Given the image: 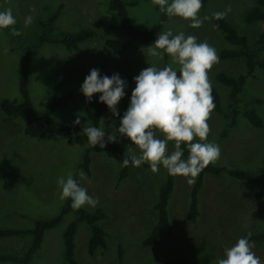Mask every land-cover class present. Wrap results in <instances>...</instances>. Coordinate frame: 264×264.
Listing matches in <instances>:
<instances>
[{"label":"rangeland","instance_id":"obj_1","mask_svg":"<svg viewBox=\"0 0 264 264\" xmlns=\"http://www.w3.org/2000/svg\"><path fill=\"white\" fill-rule=\"evenodd\" d=\"M110 0H0V10L11 8L16 17L22 39H28L39 31L40 21L48 13L57 11L54 22L59 31L75 32L87 30L91 37L80 43L77 50H67L61 44L43 43L35 47L31 54L29 95L35 111L43 113L49 106L55 84H59L58 94H71L69 101L52 111V117L82 132V127L91 125L84 113L83 94L80 92L81 77L92 68L111 76L118 73L127 81L125 96L117 108L120 115L130 102L131 91L135 87L133 77L148 66L160 68L171 62L170 56L163 58L147 54L149 45L134 41L124 51L113 54L106 44L112 38L119 42L128 40L119 27L117 13L109 9ZM129 19L135 27L148 28L154 24L160 12L153 0H124ZM256 4V0H208L201 7V17L217 11H224L230 5L231 12L225 18L253 43L262 29L261 22L247 23L245 14ZM31 15L33 22L25 27L24 18ZM190 21L179 17L168 18L160 33L171 29L173 34L183 31L194 35L197 42L207 41L216 49H236L237 46L224 40L221 32L211 23L204 21L199 28L189 26ZM162 51V50H161ZM22 51L17 47L9 27L0 29V99L9 98L14 103L22 100L18 86V68ZM264 57V50L259 52ZM174 67H179L174 65ZM242 58L219 60L208 70V78L220 95L222 106L227 105V88L215 80L219 71L232 75L244 72ZM260 69L254 78H248L239 95L240 99L250 96H264V78ZM256 109L264 119V104ZM79 117L81 124L73 126ZM120 116H113L109 109L100 117L98 127L104 128L105 136L114 135L116 122ZM209 135L207 141L220 146L221 153L217 165L243 168L255 177L264 174V125L256 128L244 118H240L236 127L225 138H220V131L225 120L212 110L207 121ZM25 122L20 117H11L0 111V228L31 229L40 218L57 215L67 199L59 198L57 178L67 177L69 172L79 180L87 193L97 197L107 216L100 221L105 230L106 246L94 253L87 251L90 235L89 226L79 223L75 236V258L84 264H155L166 257L186 255L197 261L216 263L223 257L224 249L232 246L246 232H264V198L256 201L253 194L260 188V183L238 181L227 175H206L199 195L200 216L195 223L186 220L191 177L175 176V185L168 203V213L173 226L171 238L162 237L152 246H145L142 240L151 230L156 212L158 190L165 178L166 169L160 166L153 173L150 168L131 167L129 175L118 182L120 162L107 156L99 146L91 151L89 174L80 167L84 150L83 145L66 141L61 136L52 134L46 137H31L24 133ZM157 135H160L157 133ZM162 138V137H161ZM121 148L127 151L133 146L131 141L119 135ZM199 137H194V142ZM168 152L174 151V142L167 145ZM83 171L88 179H80ZM195 179V178H192ZM90 181V182H89ZM75 218L73 212L65 214L62 221L45 231L41 247L37 249L30 264H62V234ZM32 240L31 234L10 236L0 239V252L22 254ZM253 251L264 264V242L254 241ZM118 245L122 255H118ZM0 264H17L5 262Z\"/></svg>","mask_w":264,"mask_h":264},{"label":"trees","instance_id":"obj_2","mask_svg":"<svg viewBox=\"0 0 264 264\" xmlns=\"http://www.w3.org/2000/svg\"><path fill=\"white\" fill-rule=\"evenodd\" d=\"M208 0H202V6ZM109 9L117 13L119 17V27L125 32L128 37L126 42H119L115 39H106V44L111 48L113 54H118L124 51L134 41H139L144 45H151L156 36L160 34L161 28L166 24L168 17L165 13H161L158 20L148 28H138L132 25L128 10L124 0H110ZM159 9V6H157ZM57 11L47 14L44 20L40 21V28L37 33L28 39H22L18 23L9 26L10 34L15 41L18 48L21 49L22 55L18 68V86L22 97L19 103L12 102L9 98L0 99V111L5 115L11 117H20L24 120V133L31 137H46L48 135L56 134L61 136L66 141L75 142L77 144L89 143L87 137L68 124L58 121L52 117V111L61 105L66 104L71 98V94H58L59 84H55L50 97L48 108L41 114H38L33 106V102L29 95V81L31 69V54L35 47L43 44H61L67 50H77L81 42L88 40L92 33L87 30L67 32L59 31L55 27V20L57 18ZM212 14H208L211 16ZM211 23L221 32L225 41L229 44L237 46L236 49L223 48L217 53L219 60H230L242 58L244 61L245 70L238 75H232L224 71H219L215 75V80L227 88V105L222 106L221 95L217 87L212 85V95L216 107L214 112L220 115L225 120V126L220 131L219 137L225 138L231 129L237 126L240 118H244L250 125L256 128L263 127L264 119L258 113L256 106L264 104V96H250L246 99H240L239 95L242 93L248 78L255 77V71L260 69V73L264 78V57H259V52L264 50V0H256L255 6L250 9L244 16V21L252 23L255 21L261 22L262 29L253 43H249L244 35L239 34L235 27L224 17L222 19H210ZM167 57V54H164ZM166 65L164 63L160 68ZM89 72H85L81 81L83 82L85 76ZM101 75H104L101 73ZM99 93L93 94L91 101H87L83 95L84 113L90 120L92 126L98 127L100 117L107 106L104 103L98 102ZM127 106L124 108V111ZM123 111V112H124ZM123 113L120 115L122 116ZM120 117L116 122V129L119 127ZM115 141H108L105 136V147L102 148L107 156L116 158L120 164L123 158L130 156L120 146L118 138L119 134L115 133ZM174 142V141H173ZM175 143V142H174ZM99 145L92 147L90 144L85 148L82 163L80 167L89 174V165L91 162V151L96 149ZM183 147V143H182ZM188 151L184 150L183 158H187ZM142 167L149 168L147 163L142 164ZM131 163L128 166H120L118 171L117 181L124 180L130 173ZM227 175L228 177L245 182L260 183V188L254 192L253 198L256 201H261L264 198V174L255 177L251 172L243 168L226 167L217 165L214 162L209 163L202 172L195 177L189 190L188 206L186 209V220L189 223H195L200 216V201L199 195L204 185V178L206 175L220 176ZM76 179V178H75ZM175 185V176L169 175L166 171L165 178L158 190L157 201L154 205L156 212V220L147 234L142 240L145 246H152L157 243L162 237L171 238L174 235L173 226L168 213V203ZM71 200L68 198L64 203L60 212L50 218H40L35 220L34 226L31 229H15V228H0V239L10 236L31 234L32 240L25 248L22 254H12L7 252H0V263L15 262L17 264H30L32 257L37 249L41 247L44 233L46 230L58 225L65 214L73 212L75 218L68 224L67 228L62 234V264H84L75 258V236L77 233L79 223H85L89 226L90 235L87 242V251L89 254L94 253L98 248L106 246L105 230L100 225V221L104 219L107 214L101 207L94 210H88L83 207L76 210L70 206ZM251 233V241L264 242V232H246L243 236ZM118 255H122V247L118 245ZM155 264H216L210 261H197L188 258L186 255H178L174 257H166L162 261Z\"/></svg>","mask_w":264,"mask_h":264},{"label":"clouds","instance_id":"obj_3","mask_svg":"<svg viewBox=\"0 0 264 264\" xmlns=\"http://www.w3.org/2000/svg\"><path fill=\"white\" fill-rule=\"evenodd\" d=\"M153 3L170 19L179 17L190 21L192 28H199L210 19H222L232 10L228 5L224 11L201 17L202 0H153ZM32 22L31 15L24 18L25 27ZM16 23L11 8L0 10V29ZM145 49L148 55L161 59L166 53L171 62L163 68L148 66L133 77L135 87L122 116L117 105L125 96L128 83L118 73L101 75L98 68H92L79 90L87 101L92 100L93 94L99 93L98 102L104 103L113 116H120L116 133L128 138L139 150L135 153L133 146L128 148L127 151L134 154L123 158L122 166L131 163L134 167H140L147 163L153 173L163 166L169 175L191 177L187 182L192 184L195 182L192 178L217 160L221 153L217 143L201 142L207 141L210 131L207 121L216 107L208 70L218 62L219 57L216 49L207 41L197 42L196 36L186 35L183 31L173 34L171 29L157 35L151 45L142 49L143 52ZM80 124L77 117L73 126ZM82 133L92 147H105L104 128L86 124L82 127ZM194 137H199V141L194 142ZM107 139L115 141L116 136L108 135ZM170 141L175 142V150L169 153L167 145ZM185 149L188 151L186 159L183 158ZM78 175L80 179H88L83 171ZM56 182L59 198H70L73 209L78 210L84 205L94 208L99 203L98 198L89 195L71 172L66 178L58 177ZM250 237L251 233H248L225 248L223 257L217 258L216 264H261V258L253 251L255 243Z\"/></svg>","mask_w":264,"mask_h":264}]
</instances>
